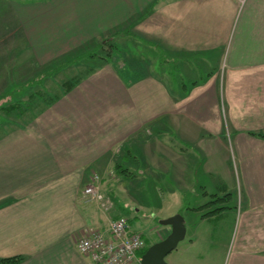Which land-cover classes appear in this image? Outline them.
<instances>
[{"label": "crops", "instance_id": "obj_1", "mask_svg": "<svg viewBox=\"0 0 264 264\" xmlns=\"http://www.w3.org/2000/svg\"><path fill=\"white\" fill-rule=\"evenodd\" d=\"M104 44L52 104L0 101V258L93 264L87 227L125 214L146 232L130 192L145 173L175 183L158 202L187 226L173 264H264V0H0V97ZM93 174L109 210L84 193Z\"/></svg>", "mask_w": 264, "mask_h": 264}, {"label": "rangeland", "instance_id": "obj_2", "mask_svg": "<svg viewBox=\"0 0 264 264\" xmlns=\"http://www.w3.org/2000/svg\"><path fill=\"white\" fill-rule=\"evenodd\" d=\"M83 52L84 50L76 53L77 55L76 57H79V59L76 62L66 63L65 60H62V62L51 64L43 68L38 67L36 69L38 72V75L34 77V79L27 80L26 82L23 83L24 85L21 89V91L23 92H21V95L17 94L15 97H13L12 100L5 101V104L7 105L10 103H13L15 99H20V98L27 99L30 93H34V92L42 96L45 93L50 94L56 91L60 93V91L63 88L64 81L69 80L66 74L67 71L69 73L70 71H72V72L78 73L79 75L83 74V72H85L86 70H90V68H92L93 65H96V62L99 63L102 59L99 56L96 58L90 57L88 55L84 56L85 53ZM88 52H90V50ZM40 97L33 102L32 104L33 106L36 105L38 101H41ZM1 100L2 99H0V101ZM45 100H48V99L44 97L39 107L44 106ZM31 111H33L32 115L34 112H36V110H33V109H31ZM101 176L103 178L102 179V182H103L104 176L103 175ZM112 178H114V183L118 181L119 179L117 175L112 176ZM132 178L134 179V182H137L135 186H137L138 190L137 191L130 190V192L131 193L134 192L133 194L135 195V198L139 201L140 203L139 208L141 210L140 215H139L140 221H138L137 219H133V222H135L137 226H139L140 222H144V221L147 222L146 229H145L146 232L141 233V234L143 235L146 243L150 246L153 243L158 242L162 240L163 238H165L171 231L170 228H166L159 223L158 218L161 215V211L158 207V202L160 198L171 196L173 194V190H175V183L170 182L168 178H164L163 176H152V175H148L145 173L144 174L139 173L133 176ZM128 188H131V186H129ZM106 196L113 202V205H114V200L108 194H106ZM214 198L216 199V197ZM214 198L210 196V199H214ZM231 202H232V199H231ZM234 202L235 200L232 203ZM119 216H127V215L118 214L114 216V218L119 217ZM232 230L233 228H231V231ZM188 245L189 243L187 242V239L182 240L179 243L178 247L167 255L166 260L168 261V263L173 264V260L177 258L179 255H181V252L183 251V249L186 248Z\"/></svg>", "mask_w": 264, "mask_h": 264}, {"label": "built area", "instance_id": "obj_3", "mask_svg": "<svg viewBox=\"0 0 264 264\" xmlns=\"http://www.w3.org/2000/svg\"><path fill=\"white\" fill-rule=\"evenodd\" d=\"M241 7L245 0H240ZM110 175L116 176L114 170ZM102 176L93 174L84 193L88 200L97 201L103 209L109 210L113 202L102 192ZM147 243L143 235L134 231L127 216L113 218L106 231L87 227L77 241V248L89 257L93 264H137L141 262L140 252Z\"/></svg>", "mask_w": 264, "mask_h": 264}, {"label": "trees", "instance_id": "obj_4", "mask_svg": "<svg viewBox=\"0 0 264 264\" xmlns=\"http://www.w3.org/2000/svg\"><path fill=\"white\" fill-rule=\"evenodd\" d=\"M95 50L93 49L92 51L85 53L84 56L88 55V56L93 57V58H96L99 56L102 59L108 60L107 57L109 55L113 56V54H114V49H113L111 44L100 45ZM97 50H98V52H97ZM79 81H80V77L79 78L74 77V78H71L69 80L64 81V83H63L64 93L72 90ZM23 85L24 84L21 83L19 85L14 86L12 89H10L8 92H6L4 95H2L0 97V99L8 96L9 94L16 93L18 90H21ZM44 95L45 94H43V96H42L40 94H36L35 92L31 93V95H29L27 99H23V98L15 99V101L13 103L7 104V106L4 107L3 109H4V111H7L9 113L15 112L16 114L23 116L26 112H28V110H30V107L32 106L33 102L41 96L40 97L41 101H38V103H36V105H35L36 109L39 108L38 106L41 104L42 100L44 99V97H45ZM60 96L61 95L58 94V95L52 97L50 100L49 99L45 100L44 106L52 104V102H55L56 100H58L60 98ZM12 110H15V111H12ZM259 135H263V134L259 133ZM148 247H149V245L147 244L146 247L140 252L141 256L147 251ZM23 259H24L23 256L0 258V264H19L20 262H22ZM137 264H140V263H137Z\"/></svg>", "mask_w": 264, "mask_h": 264}, {"label": "water", "instance_id": "obj_5", "mask_svg": "<svg viewBox=\"0 0 264 264\" xmlns=\"http://www.w3.org/2000/svg\"><path fill=\"white\" fill-rule=\"evenodd\" d=\"M159 223L170 226L171 231L165 238L148 247L142 255L140 264H170L166 260L167 255L175 250L186 237L187 226L181 213L160 219Z\"/></svg>", "mask_w": 264, "mask_h": 264}]
</instances>
